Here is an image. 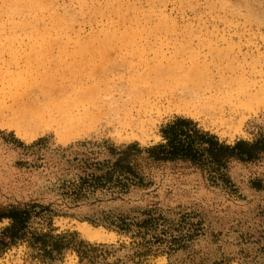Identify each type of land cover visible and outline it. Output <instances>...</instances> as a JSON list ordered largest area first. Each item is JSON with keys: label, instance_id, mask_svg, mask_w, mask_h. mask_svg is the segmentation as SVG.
Segmentation results:
<instances>
[{"label": "rangeland", "instance_id": "374dc122", "mask_svg": "<svg viewBox=\"0 0 264 264\" xmlns=\"http://www.w3.org/2000/svg\"><path fill=\"white\" fill-rule=\"evenodd\" d=\"M182 87L236 106L238 122L158 113L159 94ZM27 105L82 113L78 133L19 138ZM175 116L229 145L264 139V0H0V214L47 207L32 229L87 251L43 259L19 241L0 264H264V152L232 158L230 185L156 161L145 148ZM78 222L114 237L88 241Z\"/></svg>", "mask_w": 264, "mask_h": 264}, {"label": "trees", "instance_id": "16d2710c", "mask_svg": "<svg viewBox=\"0 0 264 264\" xmlns=\"http://www.w3.org/2000/svg\"><path fill=\"white\" fill-rule=\"evenodd\" d=\"M159 132L163 142L145 148L151 158L156 161L190 162L206 169L213 182L220 180L225 185H230V180L224 172L232 158L245 161L264 152L262 138L252 143L238 141L229 145L220 142L216 135L198 127L192 119L182 116H175L164 123ZM130 147L131 145L127 146L128 149ZM135 179L140 178L134 176V184H136ZM47 210V207L32 203L1 213L0 220L8 218L10 222L0 232V252L19 241H27L43 259H54L60 256L64 249L70 247H76L80 254H86L87 251L82 250V246L86 244L79 241L76 245L73 239L74 233L53 235L50 232H38L32 229L30 225L32 220L35 217L42 219ZM113 225L118 230H123L120 225Z\"/></svg>", "mask_w": 264, "mask_h": 264}, {"label": "bare ground", "instance_id": "6f19581e", "mask_svg": "<svg viewBox=\"0 0 264 264\" xmlns=\"http://www.w3.org/2000/svg\"><path fill=\"white\" fill-rule=\"evenodd\" d=\"M201 91H204V89L200 87H182L161 93L155 101L157 112L160 114H184V116L188 117L202 116L214 126H235L238 122L236 120L237 107L226 102L218 95L206 97V92L202 93ZM36 110L37 108L27 105L23 110L18 109L14 112L16 117L29 121L31 126L27 130L19 128L18 122V124H13V128L16 129V134L19 138L32 141L39 135L40 131L54 129L58 141L62 144H68L72 141L74 135L78 133L77 129L81 125L82 113L46 110L45 114H43ZM132 138H139L138 134L134 133V130H132L131 135L126 140L130 141ZM76 229L88 241L104 242L114 237L113 232H105L94 228L87 222H78Z\"/></svg>", "mask_w": 264, "mask_h": 264}]
</instances>
